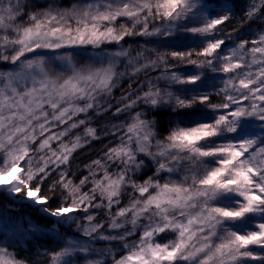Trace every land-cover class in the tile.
<instances>
[{"label": "snow or ice", "instance_id": "obj_1", "mask_svg": "<svg viewBox=\"0 0 264 264\" xmlns=\"http://www.w3.org/2000/svg\"><path fill=\"white\" fill-rule=\"evenodd\" d=\"M0 197V264H264V0H0Z\"/></svg>", "mask_w": 264, "mask_h": 264}, {"label": "trees", "instance_id": "obj_2", "mask_svg": "<svg viewBox=\"0 0 264 264\" xmlns=\"http://www.w3.org/2000/svg\"><path fill=\"white\" fill-rule=\"evenodd\" d=\"M237 3L240 7H242L245 3V0H237ZM238 11H239V8H238ZM229 27H231V25H229ZM255 27V25L253 26ZM141 79H143V77H141ZM127 87V84H125V88ZM115 95L118 97L121 95V91L120 90H117L115 92ZM115 122V121H113ZM103 143H107V141H103ZM102 147V144L100 142H96L92 145V148L91 149H86L85 151L89 154H78L77 156V159L76 161H74L73 163V168L74 170H77L76 169V166L77 165H80L82 166L83 164L85 163H88L91 159H95L96 156L98 155L99 153V149ZM150 174V173H149ZM0 199H2V197H0ZM127 202V201H125ZM24 212H29L31 211L30 209H23ZM35 215V214H34ZM23 255H27L29 256V258H32L33 257V254H34V250L32 252H28V253H22Z\"/></svg>", "mask_w": 264, "mask_h": 264}]
</instances>
